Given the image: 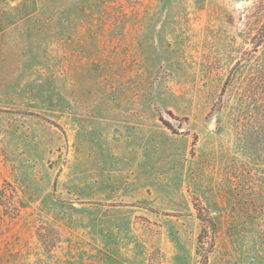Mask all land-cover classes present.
<instances>
[{
    "label": "rangeland",
    "instance_id": "374dc122",
    "mask_svg": "<svg viewBox=\"0 0 264 264\" xmlns=\"http://www.w3.org/2000/svg\"><path fill=\"white\" fill-rule=\"evenodd\" d=\"M0 264H264V0H0Z\"/></svg>",
    "mask_w": 264,
    "mask_h": 264
},
{
    "label": "trees",
    "instance_id": "16d2710c",
    "mask_svg": "<svg viewBox=\"0 0 264 264\" xmlns=\"http://www.w3.org/2000/svg\"><path fill=\"white\" fill-rule=\"evenodd\" d=\"M164 123H165V125L168 126V123H167L166 121H164ZM208 224L211 225V226H213V222H212V220H209V223H208Z\"/></svg>",
    "mask_w": 264,
    "mask_h": 264
},
{
    "label": "water",
    "instance_id": "95a60500",
    "mask_svg": "<svg viewBox=\"0 0 264 264\" xmlns=\"http://www.w3.org/2000/svg\"><path fill=\"white\" fill-rule=\"evenodd\" d=\"M183 127H186V125H183Z\"/></svg>",
    "mask_w": 264,
    "mask_h": 264
}]
</instances>
